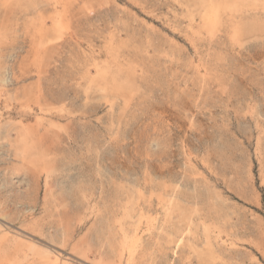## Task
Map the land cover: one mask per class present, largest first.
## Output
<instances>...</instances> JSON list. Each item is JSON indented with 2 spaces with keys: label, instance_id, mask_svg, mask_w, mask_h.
<instances>
[{
  "label": "rangeland",
  "instance_id": "rangeland-1",
  "mask_svg": "<svg viewBox=\"0 0 264 264\" xmlns=\"http://www.w3.org/2000/svg\"><path fill=\"white\" fill-rule=\"evenodd\" d=\"M71 2L0 0V237L264 264V0Z\"/></svg>",
  "mask_w": 264,
  "mask_h": 264
},
{
  "label": "bare ground",
  "instance_id": "bare-ground-1",
  "mask_svg": "<svg viewBox=\"0 0 264 264\" xmlns=\"http://www.w3.org/2000/svg\"><path fill=\"white\" fill-rule=\"evenodd\" d=\"M128 202L131 203V199H128ZM177 203L178 202L172 204L171 207L173 209L177 208L178 210H180V212L183 215H185L186 210L181 205H179V203L178 204ZM172 208H167V215H169V212H171ZM182 217L184 220H186V216H182ZM65 232L63 233L61 238V246L66 245L69 240L68 237L69 235H67L68 232L66 233ZM8 234H10V232L4 230V235L3 236L1 235L0 237V264L2 263L4 264H70L68 262L69 260L68 258H67L68 260L67 259L61 260L62 258L60 257V253L63 252L62 251L63 249L61 250V247L58 248L54 244L39 239L40 237L38 238L34 234L32 235L31 233H28L26 231H23V233H15L11 235V237H9ZM133 242L134 241L131 240L127 236V234H124L123 238L121 239V252H123L124 249L126 248L130 249L132 247ZM82 243L81 242H78L76 244L74 243L71 248L72 252H70L69 255L75 259H79L80 261H83L84 263L85 261L82 258H86V255L84 254V252H82L84 251L82 248L85 247ZM207 248L209 250L211 249L209 245L207 246ZM76 253L79 254V256L82 258L77 257ZM117 263L118 262L115 259L112 262V264H117Z\"/></svg>",
  "mask_w": 264,
  "mask_h": 264
},
{
  "label": "snow or ice",
  "instance_id": "snow-or-ice-1",
  "mask_svg": "<svg viewBox=\"0 0 264 264\" xmlns=\"http://www.w3.org/2000/svg\"><path fill=\"white\" fill-rule=\"evenodd\" d=\"M74 6H75L74 3H72L70 0L69 7H74ZM105 6L106 5H104L103 3L100 4V8H104ZM250 108H252V110L254 111V107H252L250 105ZM261 108H262V110H264V101H261ZM92 147L97 149V150L102 151L105 147L104 141L103 140L94 141L92 144Z\"/></svg>",
  "mask_w": 264,
  "mask_h": 264
}]
</instances>
